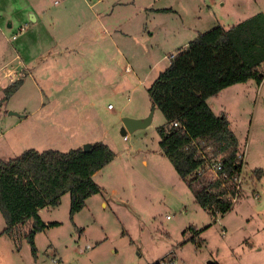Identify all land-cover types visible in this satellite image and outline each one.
Here are the masks:
<instances>
[{
    "label": "rangeland",
    "instance_id": "obj_1",
    "mask_svg": "<svg viewBox=\"0 0 264 264\" xmlns=\"http://www.w3.org/2000/svg\"><path fill=\"white\" fill-rule=\"evenodd\" d=\"M67 3L74 33L81 12L86 18L94 10L87 6L107 8L104 25L116 39L115 49L108 42L114 53L91 58L89 44L63 58L50 52L49 79L34 71L5 99L4 88L24 77L14 72L22 60L14 48L20 49L23 31L37 30L30 14H55ZM263 11L264 0H0V159L29 148L68 151L95 141L116 152L94 174L102 191L73 220L70 193L58 206L40 210L47 226L35 235L36 257L26 236L33 220L20 225L19 234L3 235L7 222L0 211V264H152L171 253L175 264H264V176L253 172L264 170V78L233 84L208 99L217 115L226 113L244 157L242 197L217 218L196 201L162 152L161 109L155 108L146 127L129 130L125 124L127 117L150 114L148 88L200 32L229 28ZM5 55L11 61L4 63ZM80 70L86 71L83 78Z\"/></svg>",
    "mask_w": 264,
    "mask_h": 264
},
{
    "label": "trees",
    "instance_id": "obj_2",
    "mask_svg": "<svg viewBox=\"0 0 264 264\" xmlns=\"http://www.w3.org/2000/svg\"><path fill=\"white\" fill-rule=\"evenodd\" d=\"M263 64L264 11L229 28L217 25L200 32L171 57L169 66L148 88L153 105L166 117L165 124L158 127L162 152L193 191L196 201L215 217L218 212L231 210L242 197L237 186L244 162L230 120L226 113L217 115L208 99L252 78L260 83ZM22 83L19 78L5 87V99ZM115 157L109 144L95 141L89 150L83 146L68 151L29 148L14 158L0 159V211L7 222L1 234L17 235L20 225L33 220V229L26 236L36 257L35 235L47 226L40 210L58 206L62 196L70 193L73 220L87 199L102 191L94 174ZM207 160L220 161L226 179L202 183L197 170ZM253 172L257 179L264 176L261 168ZM174 259L171 253L152 264H170Z\"/></svg>",
    "mask_w": 264,
    "mask_h": 264
},
{
    "label": "crops",
    "instance_id": "obj_3",
    "mask_svg": "<svg viewBox=\"0 0 264 264\" xmlns=\"http://www.w3.org/2000/svg\"><path fill=\"white\" fill-rule=\"evenodd\" d=\"M87 7L94 10L91 14H88L86 18L81 12V19L77 22L79 31H75V33L69 28V20L70 18H73V9L69 3L57 10L55 14H48L42 10L39 11V14H30L34 25H37V30L34 31V28L32 27V30L27 33L23 31L17 39L20 49L16 46L14 48L15 54L17 53V56L22 58L21 63L16 67L15 71H23V82L27 75L34 76V71L40 75V80L47 81L49 79L52 71L50 65H46L45 63L49 60L50 52H52L53 55H59L60 58H63L67 53L68 55L76 54L79 51L78 48L80 46L89 44L92 49L90 51L91 58H97V56L98 58H108V56L114 53V50L109 48L108 42L110 40L115 49L116 39L115 37H111L112 35L109 34V31L104 25V15L107 14V8L100 7L99 9H96L94 5ZM89 15L91 16L89 17ZM9 26H13L12 22H10ZM35 33L36 35L34 36ZM34 42L37 44V49L32 51L31 49ZM119 51L122 54L120 48ZM4 57L2 58L4 63H7L12 59V57H8L7 55ZM51 66L52 68L56 67V65ZM42 67L45 68L40 70ZM85 73L86 71L80 70L78 75L81 74V77L83 78ZM109 109H111V107ZM35 112L36 111H34V113ZM102 204L104 205L106 202L103 201Z\"/></svg>",
    "mask_w": 264,
    "mask_h": 264
},
{
    "label": "built area",
    "instance_id": "obj_4",
    "mask_svg": "<svg viewBox=\"0 0 264 264\" xmlns=\"http://www.w3.org/2000/svg\"><path fill=\"white\" fill-rule=\"evenodd\" d=\"M14 37H16V35ZM18 62H19V64L21 63V61H18ZM14 72H16V71L14 70ZM21 72H16V75H18ZM12 81H15V80L12 79ZM110 107H112L111 104H109V108ZM177 124L178 123H175V125H177ZM242 159L244 160L243 154H242ZM197 174L201 177L200 179H201L202 183L203 182L207 183V182L213 181V180L218 179V178L226 179V177H227V174L222 172V165H221L220 161L213 162V161L207 160L197 170ZM241 184H242V179L240 177V179L238 181V186H237L239 193H241ZM239 193L233 198L234 201H236L238 199ZM170 264H175V261H172Z\"/></svg>",
    "mask_w": 264,
    "mask_h": 264
},
{
    "label": "water",
    "instance_id": "obj_5",
    "mask_svg": "<svg viewBox=\"0 0 264 264\" xmlns=\"http://www.w3.org/2000/svg\"><path fill=\"white\" fill-rule=\"evenodd\" d=\"M155 108H156V105H153L150 114L145 118H132V117L125 118L126 127L129 130H134V129L143 128V127L148 126L152 122ZM11 113H16V112H11ZM123 133L126 134L125 129L123 130ZM90 146H91V143H85L83 145V148L85 150H89Z\"/></svg>",
    "mask_w": 264,
    "mask_h": 264
}]
</instances>
